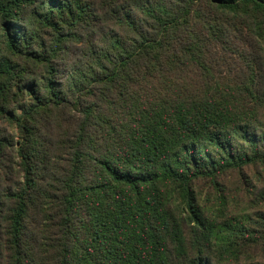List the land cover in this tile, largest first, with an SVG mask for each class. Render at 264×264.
Wrapping results in <instances>:
<instances>
[{"label": "trees", "instance_id": "16d2710c", "mask_svg": "<svg viewBox=\"0 0 264 264\" xmlns=\"http://www.w3.org/2000/svg\"><path fill=\"white\" fill-rule=\"evenodd\" d=\"M261 167L264 0H0V264H246Z\"/></svg>", "mask_w": 264, "mask_h": 264}, {"label": "rangeland", "instance_id": "374dc122", "mask_svg": "<svg viewBox=\"0 0 264 264\" xmlns=\"http://www.w3.org/2000/svg\"><path fill=\"white\" fill-rule=\"evenodd\" d=\"M262 173L264 176V168H257V169H249L248 173H251L252 176L258 177V173ZM225 182L227 184L228 189L230 190V194L231 196L234 198L233 200H238L241 197L242 194H244V192H238L237 191V187L239 186V178L237 176H235V174L229 175L227 176L225 179ZM245 188V187H244ZM243 199V198H242ZM247 202V201H246ZM245 208H248V206L246 205ZM259 207H250L248 211H252V210H258ZM246 211V212H248ZM246 264L249 263H253V264H257L258 262L261 264H264V249L262 250H255V249H251L250 252H247L245 254V259H244Z\"/></svg>", "mask_w": 264, "mask_h": 264}]
</instances>
